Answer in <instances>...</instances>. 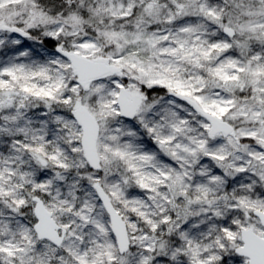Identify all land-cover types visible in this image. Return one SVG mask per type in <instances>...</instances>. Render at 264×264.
I'll return each instance as SVG.
<instances>
[{
    "label": "snow or ice",
    "instance_id": "snow-or-ice-1",
    "mask_svg": "<svg viewBox=\"0 0 264 264\" xmlns=\"http://www.w3.org/2000/svg\"><path fill=\"white\" fill-rule=\"evenodd\" d=\"M0 264H264V0H0Z\"/></svg>",
    "mask_w": 264,
    "mask_h": 264
}]
</instances>
